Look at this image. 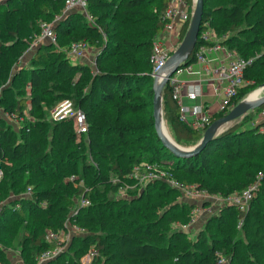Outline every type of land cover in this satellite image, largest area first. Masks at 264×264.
<instances>
[{"label": "trees", "instance_id": "1", "mask_svg": "<svg viewBox=\"0 0 264 264\" xmlns=\"http://www.w3.org/2000/svg\"><path fill=\"white\" fill-rule=\"evenodd\" d=\"M147 1L86 0L85 9L95 24H79L84 15L78 10L63 12L64 0H16L11 8L0 6V108L17 118L22 117L18 130L0 119V195L7 190V184L20 190L31 188L29 199L15 198L9 200L12 202H3L0 207V264H8L4 251L15 240L22 244L24 262L35 264L36 256L53 246L45 241V231L65 228L68 219L85 227L86 234L72 239L70 248L74 241L79 243L73 253L67 249L45 264H79L80 257L90 246L98 251L90 264H167L170 261L223 264L221 255H228L232 248L230 240L225 238L209 241L202 235L191 247L180 245V250L174 254L167 246L145 241V235L151 237L148 231L155 221L150 220V215L164 221L161 209L168 203L164 194L167 191L176 194V188L151 179L147 186L155 191V195L148 200H143L144 193H138L136 189L131 191V199L107 198L106 188L117 190L119 184H112L106 172L97 171L88 177L86 161L79 163L76 157L69 159L78 151L80 135H90L89 141L100 158L108 160L111 157L112 163L122 161V166L110 164L121 178L135 165L161 166L170 178L183 185H195L209 195L227 198L237 190L246 189L259 174L261 185L257 190L264 192V152L257 154L253 148L257 147V138H264V132L255 125L241 128L239 122H235L190 156L174 155L163 146L154 128L153 78L148 58L154 36L164 24L161 16L169 0H160L159 7L150 12L144 7ZM188 2L190 7L193 6L192 0ZM210 3L211 0L203 1L194 49L201 42L202 30L209 27L220 44L236 50L240 56L254 58L244 72L249 82L232 98L235 104L257 86L255 81L259 79L257 65L264 59V0H229L227 4L213 8ZM55 17H58L53 28L56 43L59 38L63 39L68 43L67 49L73 41L96 44L103 38L94 59L96 71L85 64L74 63L68 51L55 47L54 43L41 44L29 67L21 70V81L25 86L21 96L9 100L11 88L4 84L11 65L39 34L41 22ZM244 20L247 24L243 27ZM187 25L185 22L180 28V40ZM237 29L245 37L234 33ZM205 43L212 45L214 42ZM193 51L187 63L193 60ZM257 53L259 56L254 57ZM84 87H88V94H82ZM66 98L85 113L86 132L78 133L72 119L49 120V112ZM257 108L263 109L264 103ZM162 110L164 121L169 124L178 144L193 145L199 140L202 132L180 120L179 107L171 98L168 85L162 90ZM92 113L96 120L103 116L102 125L90 122ZM224 114L215 112L211 121ZM25 115L31 119H26ZM50 125L49 135L61 146L59 152L44 150ZM239 145L245 148V158L239 157ZM70 161L81 164L77 183L68 180L71 175L75 176L68 170ZM232 161L236 163L235 171L240 168L233 177L224 171L225 163ZM63 165H66L65 170ZM79 180L83 184H78ZM99 184L106 185L102 194L92 191ZM82 195L89 201L97 200L100 206L105 205L111 222L103 219L101 211L90 209L91 201L87 206L76 207L75 200ZM17 203L19 207L15 206ZM194 207L193 203L172 204L167 221L186 224L189 221L186 210L191 211ZM72 209L77 210L73 215ZM233 214L247 229L249 247L264 251V206L255 198L247 206L226 204L216 220L224 223ZM128 216H136L138 220H127Z\"/></svg>", "mask_w": 264, "mask_h": 264}, {"label": "rangeland", "instance_id": "2", "mask_svg": "<svg viewBox=\"0 0 264 264\" xmlns=\"http://www.w3.org/2000/svg\"><path fill=\"white\" fill-rule=\"evenodd\" d=\"M229 0H211L210 6L216 7L220 4H227ZM16 0H14L13 3H9L8 0H0V6L5 8H11L15 5ZM160 0H148L144 7L146 10L154 11L156 8L159 7ZM80 13L84 15L79 22V24H86V23H92L95 24V21L90 17V14L86 9L84 10H78ZM2 12H0V15ZM47 24H50L52 28L55 27V25L58 22V17L51 18L49 20L45 21ZM247 24V21L244 20L243 27ZM239 29L234 30V33L240 34ZM102 36H104L102 34ZM241 37H245L244 34H240ZM103 38L101 37L100 40L96 42V44H86V53L82 58H75L70 55V60L74 63L79 64H85L89 66V68L92 71H96L94 59L97 52V49L99 48V45L101 44V40ZM218 39V38H216ZM214 40V38H212ZM52 43L47 38H42L41 40L35 42L33 44V40L31 41V44L25 49V51L18 57V59L11 65L9 71H8V77L5 81V84L7 87L11 88V91L8 92L7 98L10 100L11 97L17 98L21 96L22 92L21 90L25 87L24 84L21 81V70L23 68H28L32 59L33 54L36 51V48L41 44H50ZM55 47L64 49L68 51L67 46L68 43H64L63 39H58L57 43H54ZM178 45V44H177ZM176 45V46H177ZM259 56L257 53L254 55V57ZM261 62H264V59H261L260 64H258L259 79L255 81L257 83V86H255L251 91L244 94L241 99L246 98L249 94L252 92L258 90V88L264 87V63L261 64ZM77 78V75L76 77ZM251 83L253 81H250ZM259 84V85H258ZM1 91V86H0ZM82 94H88V87H84L81 89ZM262 92L264 93V89H262ZM244 93V92H243ZM262 93V94H263ZM261 94V95H262ZM74 103H76V99L73 100ZM77 104V103H76ZM84 109L87 110L85 106H82ZM256 109V110H255ZM250 111H248L246 114H244L242 117L237 118L236 120L229 122L221 127V129H224L226 127H229L230 125L234 124L235 122H239L241 128L246 127L249 125V122L253 120L255 111H259L261 108H255ZM255 110V111H254ZM88 111V110H87ZM99 112V111H97ZM96 112V113H97ZM95 113V112H94ZM94 113H92L90 116V122L93 123L94 121L98 125H102L103 122H101V113H99L98 120L95 119ZM95 113V114H96ZM8 112L4 110V108H1L0 112V119L3 120L5 124H10L15 130H18L20 123L17 121L16 123L14 120L11 119V117L8 116ZM51 120V119H49ZM1 125V123H0ZM167 130L172 135L171 128L169 124L166 122ZM51 125L48 126V137L43 143L44 150L46 152H59L61 150V146L58 145L54 140H51L50 138V129ZM90 135H80V137L77 140V153H74L72 156L69 157V159L77 158V162H83L86 161L88 163V177L89 175H94L95 172H106L108 175V178L112 184H119V187L117 190H112L111 188H106V197L107 198H114V199H131V191L136 189L138 193H144L143 200H148L150 196L155 195V191L150 188V186H147L149 181L151 179L161 180L163 182H166L167 184H170L173 188V179L169 177L167 172H165L163 169H161V166H155L154 168L157 171L150 172L147 167L143 165H139L140 170L138 171L136 176H124L119 177L116 172L112 169V166L119 165L122 166V161L119 160L117 163H112L111 157L108 158V160H104V158H100L98 155L95 154V147L90 143L89 141ZM175 139V138H174ZM257 147H253L255 152L257 154H260L264 152L263 143L264 138H257ZM183 144V143H180ZM185 145V143L183 144ZM191 146V145H187ZM239 157L245 158L244 151L242 146L239 145ZM76 162V163H77ZM72 163L70 161V166L68 167L70 172L75 173V177L78 176L79 170L81 168V164ZM113 164V165H110ZM10 166V165H9ZM64 170L66 169V165H63L62 167ZM236 163L234 161L225 163L224 171L227 172V175H230L231 177L236 176L240 170H236ZM260 175L257 174L255 177V180L258 179ZM260 179V178H259ZM69 180V179H68ZM77 177L74 180H70L73 183H77ZM259 182V181H258ZM78 184H83L82 180L78 181ZM260 182L259 187L260 188ZM105 184H99L94 187L92 190L93 192H96L97 194H102V192L105 190ZM7 190L2 195H0V204L9 203L13 199H29V196L26 194V190H20L16 187H11V185L7 184L6 186ZM177 193L174 194L171 191H167L165 195V198L167 199L168 203L164 206V208L161 209V217L164 219L160 220V218H155L154 215H150V220H155L150 229L149 234L145 235L144 239L145 241L153 242L157 245L168 247L170 249V252L173 254L178 252L180 250V245H186L188 247H191L193 243L198 242L201 239V236L204 235L205 238L209 241H212L214 239L218 238H225L226 240H230V246L232 248L229 251L228 255H221V262L223 264H264V251H255L251 249L248 245L249 236L247 235V229L243 228L241 221L239 218H236V214H233L231 218L226 219L224 223H218L216 218L218 217V214L221 211V208L225 206L226 204H243L244 206H247L251 203V201L255 198L262 206H264V192H260L257 190L252 197L248 201H244L242 198V192L243 190H237L233 194H231L229 197H223L220 195H209V194H200L197 195L193 188H183L178 189L176 188ZM258 194V195H257ZM10 198V199H9ZM92 205L90 209L101 211L102 217L106 222H111V219L109 218L107 214V209L104 206H100L99 202L95 199H90ZM77 202V199L75 200ZM178 204L184 206L185 204H194L195 207L193 210H186L189 221L186 224H178V223H171L167 221L166 216L168 215V212L172 209V204ZM186 208V207H185ZM166 212L167 214H165ZM101 217V218H102ZM127 220H138V217L136 216H128L126 217ZM126 222V220H125ZM69 225V224H67ZM79 243L73 242L71 245V248L69 245L65 246L64 251L69 249V252H74V250L77 248ZM22 244L20 241L15 240L13 244L9 247H6L4 254L7 258L8 264H15L17 261H20L19 259L22 258ZM127 264H144L141 262H127ZM167 264H182V263H176L175 261H170Z\"/></svg>", "mask_w": 264, "mask_h": 264}, {"label": "built area", "instance_id": "3", "mask_svg": "<svg viewBox=\"0 0 264 264\" xmlns=\"http://www.w3.org/2000/svg\"><path fill=\"white\" fill-rule=\"evenodd\" d=\"M193 2V0H192ZM86 6V0H64L63 12H70L74 10H84ZM192 7L188 0H169L167 6L161 16L164 24L161 31L154 36L151 52L149 54V63L151 65V77L153 78L155 73L163 67L166 60L170 57L171 53L176 49L180 42L179 32L183 23L189 22ZM205 25H208L205 22ZM42 38L49 39L52 43H56V34L50 24L41 22L40 32L35 35L33 44ZM201 42L193 51V60L186 65L178 68L168 78L166 85L169 86L171 98L177 103L179 107V118L186 123L190 128L203 132L205 128L211 122L212 114L207 112V109L202 102H198L202 92V82L189 81L184 82L179 79V75L182 73L192 74L194 73L193 63H204L207 61L206 54L212 49L216 50L221 47L222 44L218 42L212 29L207 27L202 30L200 34ZM214 38V40H212ZM213 41L212 45H208L205 42ZM177 45V46H176ZM224 47V46H223ZM226 49L227 60L224 63L214 67L207 68L205 71L208 74V79H212L213 90L215 94H220L221 100L218 104L217 112H227L233 105L232 98L237 93V90L248 83L245 79L244 72L246 68L253 62V57L240 56L234 49ZM69 55L75 58H82L86 53V43L83 41H73L68 48ZM184 99L191 102L190 105L184 103ZM1 112V108H0ZM9 117L16 123L22 117L17 118L14 114L9 113ZM26 119H31L29 115H25ZM48 118L54 121H60L63 119H72L76 126L78 133H84L87 130V120L85 113L78 107H75L70 99H63L60 101L50 112ZM257 122L251 121V125H256ZM259 130L264 132V122L259 126ZM140 165V164H139ZM139 165H135L128 176H136L140 170ZM142 165V164H141ZM152 172L156 171L154 166H145ZM2 177V169L0 168V180ZM76 177L71 175L68 179L74 180ZM259 178L249 184L242 192V198L244 201H248L252 195L257 191L259 186ZM175 188L185 189L193 188L197 195L205 194L204 190L196 188L195 185H183L178 181H173ZM26 194L31 197V188L26 189ZM207 194V193H206ZM89 199L83 195L77 199L76 207H83L89 204ZM42 205L45 202L41 203ZM2 203L0 204L1 207ZM19 207L17 203L15 205ZM1 209V208H0ZM76 209H72L71 215L76 213ZM69 224V225H67ZM86 228L80 225H76L70 222L68 219L65 223V228L60 230H46L45 241L52 243L51 248L44 249L36 256L35 264H45L49 260L54 259L59 253L64 251L65 246L70 245L72 239L77 236L86 234ZM98 255V251L94 246H90L87 251L80 257L79 264H90L94 257ZM15 264H26L22 259H19Z\"/></svg>", "mask_w": 264, "mask_h": 264}, {"label": "water", "instance_id": "4", "mask_svg": "<svg viewBox=\"0 0 264 264\" xmlns=\"http://www.w3.org/2000/svg\"><path fill=\"white\" fill-rule=\"evenodd\" d=\"M204 0H193L190 20L186 31L180 40L176 49L171 53L165 64L159 69L152 82L153 97H152V116L154 120L155 131L160 138L163 146L177 156H190L197 154L206 144L211 142L218 133L222 130L221 127L229 122L242 117L248 111L257 108L264 103V93L257 99L246 98L240 99L235 103L224 115L215 118L201 133L199 140L191 145L184 146L170 141L163 130V110H162V90L166 85L168 78L178 68L184 66L188 62L196 43L201 24ZM262 122H257L255 127H259Z\"/></svg>", "mask_w": 264, "mask_h": 264}, {"label": "crops", "instance_id": "5", "mask_svg": "<svg viewBox=\"0 0 264 264\" xmlns=\"http://www.w3.org/2000/svg\"><path fill=\"white\" fill-rule=\"evenodd\" d=\"M223 46L224 45H221V47H219L218 49L216 50L212 49L210 52H208L206 54V58H207L206 62L193 63L194 73L192 74L182 73L179 75V79L184 82H189V81L202 82V92L200 98L198 99V102L204 103L207 112L209 114H214L215 112H217L218 104L222 96L220 94L214 93L212 79L211 80L208 79V74L205 71V67L214 68L220 65L221 63H224V61L227 60L226 49H225L226 46L224 47ZM183 101L187 105L191 104V102H189L186 99H184ZM253 120L255 122L264 121V108L260 109L259 111H255ZM249 125H251V121L249 122Z\"/></svg>", "mask_w": 264, "mask_h": 264}, {"label": "bare ground", "instance_id": "6", "mask_svg": "<svg viewBox=\"0 0 264 264\" xmlns=\"http://www.w3.org/2000/svg\"><path fill=\"white\" fill-rule=\"evenodd\" d=\"M262 89H264V87L258 88V90H256V91L252 92L251 94H249V95H248V98L251 99V100H252V99H257V98H258L259 96H261V94L263 93V92H262ZM163 130H164V134L166 135V137H167L170 141H172V142L178 144V143H177V142L171 137L170 133L168 132V130H167V126H166V123H165L164 119H163Z\"/></svg>", "mask_w": 264, "mask_h": 264}]
</instances>
